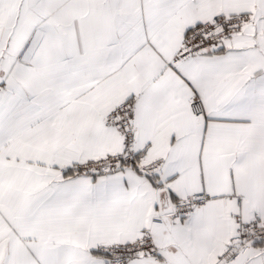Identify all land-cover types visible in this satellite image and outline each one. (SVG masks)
Returning a JSON list of instances; mask_svg holds the SVG:
<instances>
[{
  "label": "snow or ice",
  "instance_id": "snow-or-ice-1",
  "mask_svg": "<svg viewBox=\"0 0 264 264\" xmlns=\"http://www.w3.org/2000/svg\"><path fill=\"white\" fill-rule=\"evenodd\" d=\"M0 264H264V0H0Z\"/></svg>",
  "mask_w": 264,
  "mask_h": 264
}]
</instances>
